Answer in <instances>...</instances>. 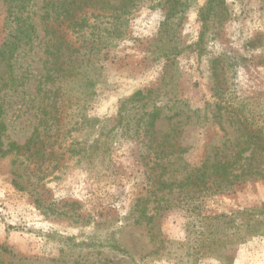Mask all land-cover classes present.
I'll return each mask as SVG.
<instances>
[{"label": "rangeland", "instance_id": "obj_1", "mask_svg": "<svg viewBox=\"0 0 264 264\" xmlns=\"http://www.w3.org/2000/svg\"><path fill=\"white\" fill-rule=\"evenodd\" d=\"M31 1L27 14L38 32L33 47L20 64L0 67V264H264V234L253 236L249 229L259 221L264 229L263 180L234 192L211 188L195 209H160L153 226L129 219L149 182L162 180L151 170L155 156L136 135L140 118L158 109L155 138L187 149L180 155L183 163L196 167L207 142L209 151L245 140V130L225 111L219 121L194 114L211 113L217 92L245 98L248 126L264 128V0H227V15L207 26L199 11L208 0H183V11L171 18L159 0H141L118 24L123 38L100 56L104 69L84 112L96 119L94 129L85 123L67 134L76 121L83 123L78 114L85 104L73 102L61 107L56 139L39 128L45 119L39 88L44 3ZM108 1L115 7L129 2ZM10 2L0 0V44ZM139 92L140 101H131ZM37 128L39 154L11 149L29 142ZM73 145L80 155L69 151ZM211 152L214 158L217 151ZM178 198L183 193L176 190L164 200L176 204ZM113 237L125 251L111 247Z\"/></svg>", "mask_w": 264, "mask_h": 264}, {"label": "trees", "instance_id": "obj_2", "mask_svg": "<svg viewBox=\"0 0 264 264\" xmlns=\"http://www.w3.org/2000/svg\"><path fill=\"white\" fill-rule=\"evenodd\" d=\"M159 1V5L167 11L168 18L177 11H183L185 7L183 0ZM140 2L141 0H129L127 4L115 7L108 0H43L41 21L45 27L46 42L43 53L44 70L39 88L44 92L45 119L40 121L39 128H44L45 136L56 139L61 134L57 123L59 115L62 114L61 107L71 105L73 102H76L77 106L81 101L85 104L84 107L79 106L78 114L83 123L76 121L73 129L67 134L73 136V131H80L85 123L94 129L96 119L88 117L84 112L95 100L99 77L104 69L103 65L99 64L100 56L110 48L112 41L123 38L118 24L123 26L124 16L130 15ZM10 3L11 19L9 18L7 22L9 25L6 28L4 42L0 44V67L2 64L10 66L20 64L21 56L27 53L28 48L32 49L38 33L33 18L27 14L32 1L11 0ZM225 15L227 0H208L199 11L200 19L205 26ZM203 36L204 33L201 32V38ZM218 59L213 60L216 79H219ZM223 65L226 66L225 62ZM140 96L139 92L130 100L140 101ZM215 97L218 102L214 104L215 109L211 113L198 110L194 114L201 120L205 117L210 121V115L213 119L220 120L222 112L225 111L231 116L233 124L245 130V140L235 145V149L232 144L229 146L225 144L221 147H212L209 151L208 146L211 142H207L206 156L197 167L191 166L188 162L183 163L180 155L187 152V149H182L170 141L164 143L155 138L156 123L161 116L158 109L139 119V131L136 135L144 149L155 156L151 170L158 171L162 180L155 179L149 182L152 185L151 188L148 187L150 190L136 199L129 214V219H132L134 224L153 226L156 219L154 213L160 209H171L177 205L180 208H198V198L204 196L211 188L218 193H227L236 191L248 182L264 181V128L259 126L256 130H251L248 126L245 98H238L236 101L227 91L217 92ZM202 113H205V116ZM3 114V107L0 104V118ZM39 128L29 142L23 146L14 143L11 149L21 153L26 151L33 154L32 156L39 154L41 148H38V144L42 134ZM31 143L35 147V152H32L34 147L32 148ZM70 148L68 149L72 150L73 154L80 155L81 152L76 153L78 148L74 145ZM213 150L217 151L214 158L211 152ZM151 159L150 157V161ZM176 190L183 193L182 199L178 198L176 204L171 200H164V197ZM164 192L167 193L163 194ZM262 225L263 223L259 221L252 229L250 227L251 235H263ZM238 232H241V229L238 228ZM242 240L239 239L238 242ZM110 242L111 247L125 251L115 237ZM81 246L92 247L93 244L83 243Z\"/></svg>", "mask_w": 264, "mask_h": 264}]
</instances>
